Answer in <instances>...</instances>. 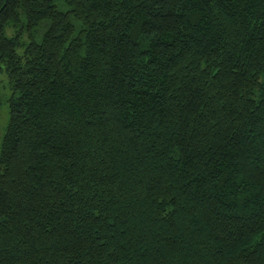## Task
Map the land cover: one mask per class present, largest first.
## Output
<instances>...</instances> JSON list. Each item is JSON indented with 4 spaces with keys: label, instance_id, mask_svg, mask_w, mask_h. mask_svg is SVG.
I'll list each match as a JSON object with an SVG mask.
<instances>
[{
    "label": "trees",
    "instance_id": "16d2710c",
    "mask_svg": "<svg viewBox=\"0 0 264 264\" xmlns=\"http://www.w3.org/2000/svg\"><path fill=\"white\" fill-rule=\"evenodd\" d=\"M2 72L0 264H264V0H0Z\"/></svg>",
    "mask_w": 264,
    "mask_h": 264
},
{
    "label": "rangeland",
    "instance_id": "374dc122",
    "mask_svg": "<svg viewBox=\"0 0 264 264\" xmlns=\"http://www.w3.org/2000/svg\"><path fill=\"white\" fill-rule=\"evenodd\" d=\"M8 81V75L5 72L0 73V95L4 98V102L0 107V146L10 117V107L7 98L10 96L11 90Z\"/></svg>",
    "mask_w": 264,
    "mask_h": 264
}]
</instances>
